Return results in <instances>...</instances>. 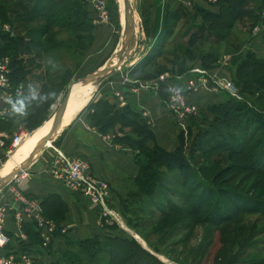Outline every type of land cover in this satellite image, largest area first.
<instances>
[{"label": "trees", "instance_id": "trees-1", "mask_svg": "<svg viewBox=\"0 0 264 264\" xmlns=\"http://www.w3.org/2000/svg\"><path fill=\"white\" fill-rule=\"evenodd\" d=\"M248 1L214 0L216 11L197 4L188 9L177 4L176 8L166 13L149 50L130 66L128 73L130 76L149 78L165 70L182 72L194 64L205 69L221 65L241 95L249 96L261 91L262 99L255 97L259 100L258 105H247L230 96L203 107L197 104L196 113L185 120L184 131L177 128L176 146L171 150L163 149L154 141L147 146L146 142L152 140V131L127 103L115 108L106 100L98 99L85 107L87 122L99 132L104 133L118 125V129L126 128L134 134V138L126 134L114 137V141L124 142L135 152V189L128 191L127 199L121 204V214L127 226L135 232L148 226V235L156 234L161 241L173 236L178 229L186 232L192 224L210 225L219 235V246L213 253L211 264H264V259L254 260V253L260 246L256 245L253 236L257 219L264 220L263 201H240L232 210L220 200L235 193L246 198L245 194L228 187L245 175L253 177L260 192H264V58L256 57L250 51L241 53L242 43L232 32L235 22L241 18H247L249 27L260 19L263 1L258 2V10H249L245 5ZM106 4L109 24L118 28L116 5L112 0H106ZM85 7L83 0H0V21L10 27L7 15H13V21L20 23L36 19L32 28L24 30V38L16 33V37L0 47V54L10 58L9 78L12 85L21 83V95L27 91L28 80L33 79L36 87L56 93L48 105L37 108L33 102L29 115L24 119L9 116L10 106L7 104L8 111L0 118V130L5 131L8 137L19 129L34 131L47 119L48 107L63 92L78 65L76 62L71 69L59 65L52 68L47 64L40 72L30 75V70H26L23 64L33 61L27 59L23 62L21 58L11 59L12 56L30 49L37 54L56 49L64 42L61 39L51 40V37L57 29L63 28L71 34V39L65 44L70 49L71 59L82 57L92 38V25L88 18L90 12ZM179 22L181 25L190 24V31L184 32L187 37L178 49L180 53L175 50L166 52L164 47L167 43L172 44ZM3 36L7 38L8 34ZM197 45L201 48L197 49ZM165 55L169 57L167 64L158 63V58ZM226 55L225 62L219 63ZM186 61L189 65H185ZM55 64H60V61L56 60ZM158 93L160 98L164 95L162 89ZM39 206L43 216L56 223L66 211L65 204L54 193L43 196ZM253 212L257 217L252 223L244 224L242 238L237 236L234 241L221 238V234L241 224L245 215L247 217ZM262 226L264 231V222ZM21 230L27 237V246L22 249L38 242L32 224L23 223ZM211 244L212 234L205 235L192 254L193 261H201ZM149 246L156 251L153 243ZM87 263L166 264L133 237L120 234H94L75 241L66 239L65 249L51 264Z\"/></svg>", "mask_w": 264, "mask_h": 264}, {"label": "crops", "instance_id": "crops-1", "mask_svg": "<svg viewBox=\"0 0 264 264\" xmlns=\"http://www.w3.org/2000/svg\"><path fill=\"white\" fill-rule=\"evenodd\" d=\"M259 1H263L262 4H264V0H250L245 5L249 10H258L257 5ZM137 2L138 5H136L135 15L137 14L138 16L139 27L135 16L136 26L140 29L144 39L152 43L163 24L166 13L176 8L177 3L173 0H137ZM193 4H197L212 11L217 10L213 2L206 0H191V5L182 6L188 9ZM119 10L121 20L124 21L121 8ZM257 14H259L258 11ZM90 15L91 13L88 14V18L91 17ZM257 17L259 18V16ZM260 20L261 19L256 23ZM247 23V18H241L237 20L233 26L234 28L236 24L239 25V27L236 28L237 33L245 31L246 34L244 41H241L242 45L240 52L244 53L250 51L256 57L264 58V32L260 35L251 34V27H249ZM108 24L109 21L106 25ZM106 25L92 26L90 29L92 38L88 48L95 45V41L104 37V33L107 29ZM3 35L5 34L0 35V47L3 46L8 39ZM101 51H96L92 54L87 53V55L84 54L71 80L83 78V76L102 67L110 58L107 60L104 59ZM226 58L227 55L223 57V61H225ZM134 63L135 62L132 64ZM131 65L123 68L121 71L118 68V70L115 69L112 72L106 73L97 84H94L95 86L90 84L91 86L86 88V92L84 91L86 96L84 97L87 100L85 99L86 101L84 100V103L81 102V105L76 108L71 107L67 112L69 98L74 92L73 89L75 86H73V92L71 91L70 93L57 132L51 138L50 144L48 143L43 146V148L33 156L27 171H24L22 184L28 196L36 199L39 203L43 196L48 193H54L59 196L66 206L64 216L59 221V223L65 227V233L54 237L52 243L45 251L42 252V250H38V252H35L33 264H50V262L53 261V257L64 250L66 239L75 241L94 234L115 235L122 232V230H119L121 227L118 225H121L123 222V219H121V204L127 199L128 191L135 189L133 180L137 172V166L133 161L135 152L124 142L114 141V137L126 134L134 138V134L129 132L126 128L118 129V125H115L104 133L99 132L95 127L89 125L85 110L89 102L103 99L109 104L114 105L115 108L127 103L131 110L139 114L142 121L147 124L152 131L153 137L152 140L146 142L147 146H151L152 141L165 150H171L176 146L175 135L177 133V125L174 117L162 105L158 92L154 93L147 90L134 91L135 85L128 80H145L147 78L130 76L128 70ZM185 65H189V61H186ZM218 68L220 72L224 73L221 67ZM78 70L79 72H77ZM36 72L37 71H32L30 75ZM74 75L77 76L74 78ZM26 85L36 86V83L33 79H29ZM77 88L81 87H76V90ZM224 97L225 95L222 93L204 94L198 92L192 99L198 106L203 107L207 104L218 103ZM47 120H44L42 124ZM42 124L39 125L40 127H36L34 131L40 129ZM34 131L32 130L28 134ZM0 132L6 133L1 130ZM28 134L22 138V143L20 142L21 146H19V148L24 147V142L27 140L25 137ZM54 149H58L71 157L86 160L90 165L91 173L99 180L106 182L108 185V195L104 200V207L112 212L116 220L100 217L99 206L89 205L86 199L66 190L57 178L51 176L48 172V165L54 154ZM11 155L1 164L0 178L4 176L2 171L10 160ZM0 200L5 202L11 200L10 193L4 186L0 189ZM130 229L131 228L126 226L125 230L130 232L129 236L133 237V234L138 236L133 229H131L132 231ZM4 233L9 238V242L5 246L6 250L27 246L25 245L27 240L25 233L21 230V227L16 228L10 218H7L4 222ZM21 233L25 235L24 239L20 237ZM134 239L139 243L137 238ZM143 248L145 249V247Z\"/></svg>", "mask_w": 264, "mask_h": 264}, {"label": "built area", "instance_id": "built-area-1", "mask_svg": "<svg viewBox=\"0 0 264 264\" xmlns=\"http://www.w3.org/2000/svg\"><path fill=\"white\" fill-rule=\"evenodd\" d=\"M173 1L177 4L191 5V0ZM206 1L214 2V0ZM83 2L91 13L90 24L92 26H102L108 23L109 12L106 0H83ZM260 19L251 27V34L260 35L264 32V4L260 9ZM1 34L12 35L8 23L0 21ZM218 67L221 65L205 69L194 64L182 72L163 71L145 80L128 81L135 85L134 91L147 90L157 93L162 89L164 94L160 98L162 105L174 117L177 128L184 131L186 118L197 111V103L192 98L198 92L204 94L222 93L237 101L242 100L237 87L223 72H220ZM10 70L9 56L0 54V118L8 111L7 99L19 95L22 90L21 83L12 85L9 78ZM23 136L24 133L21 129L13 132L10 137L4 132H0V158L1 155L7 156L11 148L16 146ZM6 139H8V143H5ZM48 172L57 178L66 190L83 197L89 205L99 206L100 217L116 220L112 212L104 207V200L108 195V185L91 173L90 165L86 160L71 157L54 149V154L48 165ZM23 177V171L13 175L4 185V188L10 193L11 200L9 202L0 200V241H2L0 242V264H33L35 252L45 251L54 237L65 233V227L44 217L38 201L25 193L22 184ZM7 218L12 220L16 228H20L23 223L32 224L38 242L28 249L18 247L6 250L5 246L9 242V238L4 233V222ZM118 225L123 228L122 225ZM20 237L24 239L25 235L21 233Z\"/></svg>", "mask_w": 264, "mask_h": 264}, {"label": "rangeland", "instance_id": "rangeland-1", "mask_svg": "<svg viewBox=\"0 0 264 264\" xmlns=\"http://www.w3.org/2000/svg\"><path fill=\"white\" fill-rule=\"evenodd\" d=\"M112 2L116 5V20H117L119 27L118 28L114 27L111 24L106 25L107 29L104 33V37L102 39H99L98 41H95V45H92L90 48H88L85 52V55H87V53L92 54L93 52L102 50L101 52H102V55L104 56L103 58L107 60L108 58L112 57V55L116 51V48L119 47L121 40L124 37V36L122 37V30L124 28V22L121 20V15H120V10H119L121 8V6H120L121 0H117V1L112 0ZM117 3H118V9H117ZM130 5H131V8H133L136 11V5H138L137 0H131ZM121 10H122V8H121ZM118 14H119V20H118ZM7 17L10 19L9 22L11 23V27H12L11 33L13 34V35L8 34L7 43L14 36L16 37V35H17L16 33H18L19 36H21V38H24V35H23L24 30L32 28V26H34V24L36 23V19H33L30 22L20 23L19 21H13V15H7ZM136 18H137V23H138V27H139V19H138L137 14H136ZM181 24H182L181 22L178 23V25L176 27L177 31L175 33V36L173 37V42H172V44L167 43V45L164 47V51L173 52L175 50V52L177 51L178 53H180V50L178 51V49H180L182 47V45H183V43L187 37V34L184 35V32L190 31V28H189L190 24L189 25H181ZM238 27H239V25L236 24V26L233 28L232 32L234 35L237 36L239 41H244V39L246 38L245 31L244 32L241 31V32L237 33L236 28H238ZM138 29L139 28H136L135 43L133 45V48L129 51L128 54L125 55V57L122 58V61H121L122 65L119 67L120 71L123 70V68L127 67L128 65H131L133 62H136V60L141 58L146 53V51L149 50L151 42H149L147 39H144V37L141 35L140 29L139 30ZM54 39H58V40L61 39V40H63L62 43L63 42L64 43L61 46L59 45V47H57L56 49L55 48L50 49L47 53H44V54H42V52H39L37 54L35 51H33L31 49L26 53H20V51H19V52H16V54L14 56H12L11 59L21 58L23 60V62H24V59L25 60L26 59L32 60L33 62H31V63L26 62L23 64V66L26 70H30V72L37 71L36 73H38L41 70H43L44 68H46L45 65H47V64H49L52 68L59 65V66H63V67L68 66L69 68L73 69L75 67V63L80 62L81 57H79V58L76 57L77 60H72L71 56H70V54H71L70 49L65 47L66 42H68L71 39V34L68 31L63 30V28L62 29L60 28V29H57L55 35H53L51 37V40H54ZM43 42H44V40H43ZM199 48H201V47L197 45V49H199ZM18 50H21V47H18ZM167 58H169L168 55L159 57L158 63L167 64ZM56 60L60 61V64H55ZM224 62L225 61H223V59H222L219 63L223 64ZM165 66H167V65H165ZM116 70H118V69H116ZM221 70H223L224 74L228 77L227 71L224 69L223 66L221 67ZM165 71H169V70H165ZM77 72H79V70ZM76 76L77 75H74V78ZM62 93L63 92L61 91L59 93V95L57 96V98L54 100V102L51 104L52 106L50 105L48 107L47 119L48 118L49 119L48 120L46 119L47 121H45L41 127L45 126V128L48 130L49 125L52 124V120H53L52 115L58 106V102L60 100ZM260 93H261V91L259 90L258 92H256L253 95H249V96L241 95V97H242L241 101L246 103L247 105H251V103L254 104V106H255V104L258 105L259 100L255 99V97L258 96V98L262 99L263 95H262V93L261 94ZM35 131H38V130H35ZM35 131L32 132L31 135L29 136V138H27V140L24 142V144H25L24 147L19 148V146H21V145L18 144L16 146H14L13 148H11V151L7 156L1 157L0 167H1V164L4 163V161L6 159H8V156L11 155L18 148H19L18 152H17L18 157L16 158V161H24L25 160V157H27L28 153L30 152L29 143L32 140V137L35 136L34 135ZM22 132L24 133V136L29 133V132H26L24 130H22ZM35 138H36V136H35ZM50 142L51 141H49V144H50ZM41 148H43V146ZM41 148H39L38 150H41ZM13 159H15L14 156H13ZM223 163L224 162H221V164H223ZM28 166L29 165H27L21 171H23V172L25 170L27 171ZM7 167H8V165L7 166L5 165V167L2 171V174H5V173L7 174V171L4 172L5 170H8ZM17 167L15 169H17ZM228 187L234 188L233 191L236 190V191L240 192L241 194H245V196H246V198H244V196H242V195L240 196L238 193H235V194H228L229 197L227 199L226 198H220L221 202L223 204H226L228 206V208H230L232 210H233V208H232L233 206H236L240 201H247V199L253 203H255L254 200L258 199L260 201H263V203H264V192H262V191L260 192V189L257 186V183L254 181L253 177L245 175L241 179L239 178L238 180H235L234 183ZM172 188L175 189L178 187L173 186ZM232 213H234V212H232ZM238 216H241V215L238 214ZM256 217H257V215L255 212L248 214L247 217L245 215V218L242 219L241 224L236 225V226H232L231 229L228 232H226V234H221L222 235L221 238L224 240L226 239V240H230V241L236 240L237 236H241L240 238H242L244 224L252 223ZM121 219H123V222H122L123 224L121 223L123 228H121V229L119 228V230H122V232H120V235L129 236L130 232L128 230H125L127 223L124 221L122 214H121ZM257 220H258V223L256 224V229L253 232V236H255L256 245L260 246V247H258L257 253H254L255 254L254 260L264 259V234L262 233L264 231H263V229H261L263 227L262 223L264 222V220H260V221H259V219H257ZM211 229L212 228L210 225L192 224V226H189V228L186 232H182V231H180V229H178L177 231L174 232L173 236H170L169 238H166V239L159 241L158 240L159 238L156 234L148 235V230H149L148 226H143L140 229H136L137 233L136 232L135 233L140 238L136 235H135V238H137L140 245L145 247L146 250L152 252L157 257L158 260H161L162 262H164L166 264H211V259H212L213 253L217 249V247L219 246V240H218L219 235L217 234L218 232H216L215 229H212L213 232L211 233ZM209 234H212V244L209 247L207 254L204 256V258L201 261L199 259L198 260L195 259L193 261V259L191 257H192V254H193L196 246L200 242L203 241V238L205 235L209 236ZM151 243H153L155 245L156 251L155 250L153 251V249L150 248L149 244H151ZM57 257H58V255L56 254L53 257V261H51L50 264L53 263Z\"/></svg>", "mask_w": 264, "mask_h": 264}, {"label": "water", "instance_id": "water-1", "mask_svg": "<svg viewBox=\"0 0 264 264\" xmlns=\"http://www.w3.org/2000/svg\"><path fill=\"white\" fill-rule=\"evenodd\" d=\"M117 1V0H116ZM122 1V8H123V19L125 23V32L128 38V44H124L123 47L118 48V59L117 62L113 65H108L103 68H100L96 71H93L85 76H83V79L91 80L93 79L94 84H97L101 78L109 72L114 71L115 69H118L122 63V58L125 57L126 54L129 53V51L133 48V45L135 43V33H134V24L133 20L131 18V5L129 0H121ZM117 9H118V3H117ZM118 20H119V14H118ZM126 45V46H125ZM79 79L70 80L67 85L65 86L63 93L61 94L60 100L58 102V106L53 113V121L52 126L49 130V133L47 136L42 138L35 146L30 150L28 153L27 158L24 160L23 164L17 167V169L12 170L10 173L6 174V176L0 178V188L4 186V184L13 176L19 174V172L24 169L29 163L31 162L35 152L39 148H41L43 145H45L46 141H50L54 133L56 132L57 126L59 124V121L63 115L64 109L66 107V103L68 100V97L70 95L72 87L78 83ZM133 237L135 238V235L133 234ZM146 249V248H145ZM150 252V251H149ZM152 253V252H150ZM153 254V253H152ZM154 255V254H153Z\"/></svg>", "mask_w": 264, "mask_h": 264}, {"label": "bare ground", "instance_id": "bare-ground-1", "mask_svg": "<svg viewBox=\"0 0 264 264\" xmlns=\"http://www.w3.org/2000/svg\"><path fill=\"white\" fill-rule=\"evenodd\" d=\"M130 2H131V0H129ZM120 6H121V8H122V1L120 2ZM132 10H131V18H132V20H133V24H134V33H136V28H137V26H136V19H135V10L133 9V8H131ZM122 16H123V8H122ZM124 20V19H123ZM124 22V21H123ZM124 36V37H123ZM122 40H121V43H120V45H119V47L118 48H120V47H123V45L124 44H128V38H127V35H126V32H125V23H124V28H123V30H122ZM125 45V46H126ZM118 48L116 49V51H115V53L112 55V57H110V59L102 66V67H100V68H103V67H105V66H108V65H113V64H115L116 62H117V59H118V54L116 53L117 52V50H118ZM99 68V69H100ZM88 84V85H87ZM94 85V81H93V79H91V80H87V79H83V78H81L79 81H78V83H77V85L75 84L74 86V92L72 91V89H71V91L73 92V94L71 95V97L69 98L70 100H69V103H68V106H67V112H68V110L72 107V108H76V107H78L79 105H81V102L82 103H84L87 99L85 98L86 96H85V93H84V91L86 92V88L87 87H90L91 85ZM82 85H86V86H82ZM95 86V85H94ZM76 87H81V88H77V90H76ZM71 93V92H70ZM70 96V95H69ZM82 96V97H81ZM85 96V97H84ZM86 99V100H85ZM85 100V101H84ZM68 101V100H67ZM67 104V103H66ZM65 109H66V107H65ZM65 109H64V111H65ZM63 115H64V112H63ZM63 115H62V117H63ZM62 117H61V119H62ZM61 119H60V121H59V124H58V126H57V129H56V132H57V130H58V128H59V126H60V122H61ZM53 121V120H52ZM51 126H52V124H50L49 125V127H48V130L45 128V126L44 127H41L40 129H38V131H35V136H36V138H35V136L34 137H32V140L30 141V143H29V145H30V150L35 146V144H37L42 138H44L45 136H47V134L49 133V130H50V128H51ZM55 132V133H56ZM31 135V133L30 134H28L26 137H25V139H27V138H29V136ZM23 138V137H22ZM24 139V140H25ZM22 140V139H21ZM21 140H20V142H21ZM29 141V140H28ZM18 143V144H21V143ZM49 143V141H46L45 142V145L46 144H48ZM17 144V145H18ZM45 145H43V146H45ZM39 150H37V152H38ZM17 152H18V150L17 151H15L12 155H11V157H10V160L7 162V164H6V166L8 165V167H7V169L8 170H5L4 172H6L7 171V174L8 173H10L12 170H14L17 166H20L24 161H16V158L18 157L17 156ZM37 152H35V154L37 153ZM13 156L15 157V159H13ZM9 157V156H8ZM27 157H25V159H26ZM5 176H6V173L4 174ZM2 176V175H1ZM4 177V176H3ZM2 178V177H1Z\"/></svg>", "mask_w": 264, "mask_h": 264}, {"label": "clouds", "instance_id": "clouds-1", "mask_svg": "<svg viewBox=\"0 0 264 264\" xmlns=\"http://www.w3.org/2000/svg\"><path fill=\"white\" fill-rule=\"evenodd\" d=\"M56 96L54 91H45L42 88H38L34 85H29L26 93L12 98L9 97L6 103L10 106L8 115L21 119L26 118L29 115V107L35 102V107L39 108L48 105ZM2 242V241H0Z\"/></svg>", "mask_w": 264, "mask_h": 264}]
</instances>
